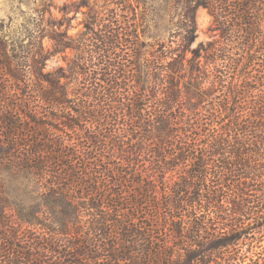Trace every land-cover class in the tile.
I'll use <instances>...</instances> for the list:
<instances>
[{"label":"trees","instance_id":"obj_1","mask_svg":"<svg viewBox=\"0 0 264 264\" xmlns=\"http://www.w3.org/2000/svg\"><path fill=\"white\" fill-rule=\"evenodd\" d=\"M164 3L0 21V264H264V0ZM200 7L219 39L193 47Z\"/></svg>","mask_w":264,"mask_h":264},{"label":"rangeland","instance_id":"obj_2","mask_svg":"<svg viewBox=\"0 0 264 264\" xmlns=\"http://www.w3.org/2000/svg\"><path fill=\"white\" fill-rule=\"evenodd\" d=\"M72 1L74 0H54V4L53 7L51 8V11L53 13V19L55 20L62 19L64 15L61 9H63V7L67 4V6L69 7L68 17H70V20L64 22L62 29L63 30L69 29L68 34L76 36L79 32H81V30H83V21L85 19V15L82 12L75 13L72 10L73 9ZM148 1L151 2L153 1L155 3L154 6L158 7L161 11L164 10L165 0H148ZM41 3L42 0H0V21H3L5 25L11 27V29L14 31V29L21 27V25L27 23L31 19V17L35 16V14H33V10L35 8L41 7ZM99 5H102V3H99L97 6ZM177 12L178 11H176V13L174 14L173 23L177 21L179 18ZM158 19L160 21L159 23L161 30L159 33H155V36H158V34H160L162 40L167 41L169 37V33L166 30L168 27V18L165 17L161 19L158 17ZM196 22H197V32H196L197 38L195 43L193 44V47H197L200 43H207L208 41L219 39V34L214 30L213 17L206 8L200 7L197 10ZM44 45L46 49H51L53 42L49 38H45ZM74 55H75V51L72 50H67L66 53L64 54L61 53L54 55L47 62L46 69L53 70L61 66L66 67L67 62L71 60ZM204 61L205 59L202 58L201 63L203 64ZM11 99H12L11 103H13L14 97ZM0 134H1V129H0ZM68 135L73 136L72 133L70 132H68ZM98 171L100 172L101 170ZM5 177L7 176L5 175ZM7 187H8V191L11 194L13 193V195H16V192L14 191V187L10 186L9 184L7 185ZM22 191L23 190L21 188L17 192L18 194L22 195ZM77 191H79V189ZM74 196L76 197V199H78L77 197H80L81 195H79L78 193L77 195L75 194ZM140 216L142 217L144 216L143 211H140ZM84 218L86 219V217ZM87 228L88 226L85 225L84 227H82L81 230H83L84 232H87L89 230L90 236H92L93 234L94 237H92V240H95L94 244H96L98 242L97 239L99 235L96 234L92 226H89V229ZM259 237H261V235H259ZM259 237H258L259 240L256 243V246H258L257 250L261 253H264V234H263V238H259ZM246 243L247 241H241L239 244V249L242 250V253H244L245 250L247 249L248 245Z\"/></svg>","mask_w":264,"mask_h":264}]
</instances>
